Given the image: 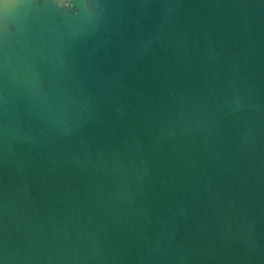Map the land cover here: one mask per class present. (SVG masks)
I'll return each instance as SVG.
<instances>
[{
	"label": "water",
	"instance_id": "water-1",
	"mask_svg": "<svg viewBox=\"0 0 264 264\" xmlns=\"http://www.w3.org/2000/svg\"><path fill=\"white\" fill-rule=\"evenodd\" d=\"M0 264H264V0H0Z\"/></svg>",
	"mask_w": 264,
	"mask_h": 264
}]
</instances>
